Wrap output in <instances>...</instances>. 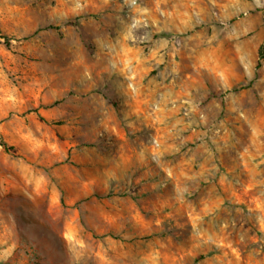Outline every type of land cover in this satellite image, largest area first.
Segmentation results:
<instances>
[{
	"label": "clouds",
	"instance_id": "9594fccd",
	"mask_svg": "<svg viewBox=\"0 0 264 264\" xmlns=\"http://www.w3.org/2000/svg\"><path fill=\"white\" fill-rule=\"evenodd\" d=\"M0 264H264V0H0Z\"/></svg>",
	"mask_w": 264,
	"mask_h": 264
}]
</instances>
